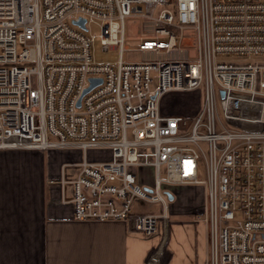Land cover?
Instances as JSON below:
<instances>
[{
	"label": "built area",
	"instance_id": "built-area-1",
	"mask_svg": "<svg viewBox=\"0 0 264 264\" xmlns=\"http://www.w3.org/2000/svg\"><path fill=\"white\" fill-rule=\"evenodd\" d=\"M128 17L143 20L136 61ZM91 24L116 62L95 60ZM190 92L192 115L162 111ZM101 145L111 160L72 180L76 220L150 236L170 220L166 185H204L206 264H264V0H0V150Z\"/></svg>",
	"mask_w": 264,
	"mask_h": 264
},
{
	"label": "crops",
	"instance_id": "crops-1",
	"mask_svg": "<svg viewBox=\"0 0 264 264\" xmlns=\"http://www.w3.org/2000/svg\"><path fill=\"white\" fill-rule=\"evenodd\" d=\"M111 158L107 145L0 150V264H206L209 228L196 220L206 197H196L195 185L165 186L170 220L150 236L124 220L75 219L80 164Z\"/></svg>",
	"mask_w": 264,
	"mask_h": 264
},
{
	"label": "rangeland",
	"instance_id": "rangeland-1",
	"mask_svg": "<svg viewBox=\"0 0 264 264\" xmlns=\"http://www.w3.org/2000/svg\"><path fill=\"white\" fill-rule=\"evenodd\" d=\"M126 25V53L124 59L126 61H136L140 59V54L136 50L138 49L142 38L145 36L143 28V20L140 18L128 17L125 20ZM90 34L95 35V40L93 43V54L97 62L107 63L116 62L119 58V50L110 48L108 51H104L101 44V29L97 25H90ZM227 61L238 62L239 57H226ZM203 98L198 96L197 92L190 93H178L173 95H167L162 100L163 109L166 111L180 112L185 115H192L197 109H199ZM179 113V114H180ZM154 170L151 168H143L141 172V181L151 184L153 181ZM163 175L165 176V169H163ZM202 179H205L203 174ZM188 187H184V191ZM195 190L196 197L202 199L205 198L206 188L204 185H195L193 188ZM170 203V202H169ZM134 209L137 212H154L162 213L163 209L160 204H150L144 202L143 204L135 203Z\"/></svg>",
	"mask_w": 264,
	"mask_h": 264
},
{
	"label": "water",
	"instance_id": "water-1",
	"mask_svg": "<svg viewBox=\"0 0 264 264\" xmlns=\"http://www.w3.org/2000/svg\"><path fill=\"white\" fill-rule=\"evenodd\" d=\"M79 25H81V27H85V21H81L80 23H78ZM99 83H101V80H96V79H92L91 80V86L89 88H87L84 92V95L86 93H88L93 87H95L96 85H98ZM81 101H79V105H80ZM166 195L168 196L169 200H173V196L169 191H166Z\"/></svg>",
	"mask_w": 264,
	"mask_h": 264
}]
</instances>
